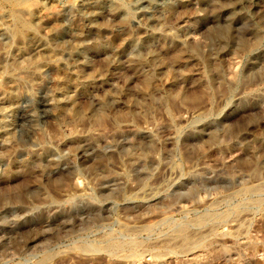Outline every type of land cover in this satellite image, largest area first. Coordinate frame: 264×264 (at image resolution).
Instances as JSON below:
<instances>
[{"label": "rangeland", "instance_id": "obj_1", "mask_svg": "<svg viewBox=\"0 0 264 264\" xmlns=\"http://www.w3.org/2000/svg\"><path fill=\"white\" fill-rule=\"evenodd\" d=\"M0 118V264H264V0H0Z\"/></svg>", "mask_w": 264, "mask_h": 264}, {"label": "bare ground", "instance_id": "obj_2", "mask_svg": "<svg viewBox=\"0 0 264 264\" xmlns=\"http://www.w3.org/2000/svg\"><path fill=\"white\" fill-rule=\"evenodd\" d=\"M80 3V2H79ZM83 7V6H82ZM154 18V17H153ZM29 20V19H28ZM23 21V20H22ZM161 23V22H160ZM21 28V27H20ZM27 30V29H26ZM19 32V31H18ZM18 34H20V33H18ZM26 34V33H25ZM126 36V35H125ZM20 38V37H19ZM22 39H24V36L22 35ZM20 40V39H19ZM19 40H17V41H19ZM36 50V49H35ZM26 63H27V61H26ZM3 65V64H2ZM19 68H21V69H23L24 67H25V65H23V64H18L17 65ZM12 68V67H11ZM33 68V67H32ZM180 68V67H179ZM6 69V68H5ZM5 69H3V70H5ZM35 69H36V67H35ZM5 72V71H4ZM28 72V71H27ZM32 73V72H31ZM51 75V74H50ZM26 76V75H25ZM29 76V75H28ZM31 77V76H30ZM3 81V80H2ZM4 87V86H3ZM251 88V87H250ZM20 89V88H19ZM170 107V106H169ZM62 115V114H61ZM1 119V118H0ZM83 120V119H82ZM106 120V119H105ZM102 122V119H101V117H96V123L97 124H100ZM141 123V122H140ZM95 127V126H94ZM52 130V129H51ZM50 131V130H49ZM99 132V131H98ZM102 132V131H101ZM60 134V133H59ZM114 160V159H113ZM134 161V160H133ZM114 165V164H113ZM107 173V172H106ZM258 175V174H257ZM72 181V180H71ZM59 186H61V185H59ZM80 186V185H79ZM69 188V187H68ZM59 189V188H58ZM198 223V222H197ZM183 231V230H182Z\"/></svg>", "mask_w": 264, "mask_h": 264}]
</instances>
